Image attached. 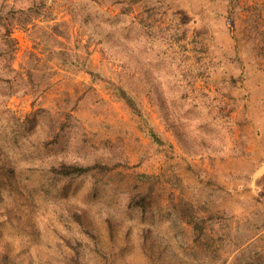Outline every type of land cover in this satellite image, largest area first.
<instances>
[{"label":"rangeland","instance_id":"rangeland-1","mask_svg":"<svg viewBox=\"0 0 264 264\" xmlns=\"http://www.w3.org/2000/svg\"><path fill=\"white\" fill-rule=\"evenodd\" d=\"M0 264H264V0H0Z\"/></svg>","mask_w":264,"mask_h":264},{"label":"trees","instance_id":"trees-1","mask_svg":"<svg viewBox=\"0 0 264 264\" xmlns=\"http://www.w3.org/2000/svg\"><path fill=\"white\" fill-rule=\"evenodd\" d=\"M87 72L92 76L96 75V72L93 70L87 69ZM99 79L102 80L103 78H99ZM115 92H116L117 96L120 99H122L128 105L132 114H134L138 118L145 119L144 111H143L141 103L139 101H137L134 98V96L130 92H128L127 89H125L121 86L120 87L115 86ZM151 135L154 138V140L162 141L160 136L153 129H151ZM53 169L55 172H57L61 175H64V176H75V175L77 176V175H81V174L87 172L90 168L85 167V166L80 165V164H77V163L63 162V163H61V165L59 167L53 168ZM199 228L202 231V227L200 226Z\"/></svg>","mask_w":264,"mask_h":264}]
</instances>
